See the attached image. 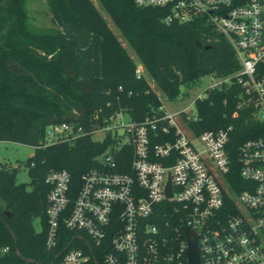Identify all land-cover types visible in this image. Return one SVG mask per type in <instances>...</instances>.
<instances>
[{
    "label": "built area",
    "instance_id": "obj_1",
    "mask_svg": "<svg viewBox=\"0 0 264 264\" xmlns=\"http://www.w3.org/2000/svg\"><path fill=\"white\" fill-rule=\"evenodd\" d=\"M133 3L165 7L166 23L198 17L211 25L229 44L239 67L229 76L206 75L205 94L196 96L193 105L207 92L234 82L241 92L231 117L247 107L264 124V0ZM134 75L146 78L139 67ZM190 90L167 100L182 101ZM110 107L107 102L97 108L88 129L72 121L44 127V147L83 135L107 141L95 157L97 166L80 174L76 191L65 169L45 176L50 189L44 245L47 250L59 247L48 264H85L91 254L88 243L102 249L103 264H186L185 228L196 236L200 264H264V132L238 147V174L244 183L233 192L223 176L229 170L225 147L230 127L194 135L188 122L196 120V110L193 116L185 108L171 111L160 101L139 120L125 107L105 110ZM96 134L102 136L94 139ZM127 156L129 164L121 166L117 157ZM168 182L171 196L165 194ZM61 228L84 238L67 239ZM6 252L7 247L0 248V255Z\"/></svg>",
    "mask_w": 264,
    "mask_h": 264
},
{
    "label": "trees",
    "instance_id": "obj_2",
    "mask_svg": "<svg viewBox=\"0 0 264 264\" xmlns=\"http://www.w3.org/2000/svg\"><path fill=\"white\" fill-rule=\"evenodd\" d=\"M45 1L51 30L30 24L25 0H0V141L33 147L15 167L0 163V248L7 247L0 264H48L53 259L59 247L47 250L44 245L50 189L45 176L65 169L76 191L80 174L97 166L95 157L107 143L83 135L40 146L45 125L72 121L88 129L92 114L107 102L111 107L106 111L122 106L139 120L159 105L147 78L166 99L175 100L197 86L201 76H229L239 67L226 40L202 18L166 23L165 7L97 0L142 62L146 78H137L133 62L90 0ZM240 92L234 82L207 92L194 103L196 120L188 122L194 135L230 127L225 147L229 170L223 176L233 192L244 183L238 174V147L264 132V124L247 107L231 117ZM128 160L117 157L121 166ZM20 167L26 169L28 188L15 182ZM35 219L39 231L33 228ZM59 232L73 241L78 234L84 238L65 228ZM88 247L85 264H103L102 249Z\"/></svg>",
    "mask_w": 264,
    "mask_h": 264
},
{
    "label": "rangeland",
    "instance_id": "obj_3",
    "mask_svg": "<svg viewBox=\"0 0 264 264\" xmlns=\"http://www.w3.org/2000/svg\"><path fill=\"white\" fill-rule=\"evenodd\" d=\"M94 7L97 8L101 16L103 17L105 23L108 25L109 29L115 35L117 40L120 42L121 47L128 58L133 62L135 67H139L143 72L144 68L142 62L137 58L133 49L130 47L129 42L120 34L116 26L111 22L107 14L104 12L102 7L98 4L97 0H90ZM24 8L26 9L29 15V21L32 26L37 29L42 30H51L53 26L50 24L49 18L50 13L46 5L45 0H25ZM149 85L152 90L157 94V97L161 104L168 110H180L185 108L190 115H195V108L193 105V100L199 94L204 96L205 91H203L206 84L210 82L208 77H203L199 80L197 86L193 87L190 91L189 97L182 99V101H168L166 97L159 92L154 86L151 79L147 78ZM102 135L96 134L93 136L94 139H99ZM33 153V147L30 145H21L14 142H4L0 141V163L6 164L8 166H17L18 162H23L28 156ZM15 182L23 183L26 188H28V178L26 174V169L20 167L15 174ZM33 228L35 231H39L40 226L38 219L33 220Z\"/></svg>",
    "mask_w": 264,
    "mask_h": 264
},
{
    "label": "water",
    "instance_id": "obj_4",
    "mask_svg": "<svg viewBox=\"0 0 264 264\" xmlns=\"http://www.w3.org/2000/svg\"><path fill=\"white\" fill-rule=\"evenodd\" d=\"M197 44L200 45L199 42H197ZM165 194L167 196H171L170 195L169 182L167 183ZM4 214H5L6 217H9L8 211H5ZM183 233H184V237L186 239V246H187V249H186V252H185L186 264H200L199 260H198L197 248L195 246V239H196L195 234L193 232H191L190 230L186 229V228L183 229ZM15 253L18 255L17 251H15ZM24 260L26 262H31L30 260H26V259H24Z\"/></svg>",
    "mask_w": 264,
    "mask_h": 264
}]
</instances>
